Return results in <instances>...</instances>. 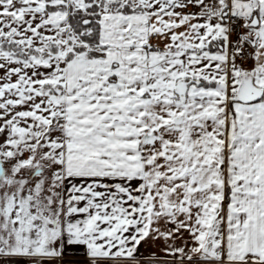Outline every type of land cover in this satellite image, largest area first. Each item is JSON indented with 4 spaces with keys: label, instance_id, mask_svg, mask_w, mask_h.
<instances>
[{
    "label": "snow or ice",
    "instance_id": "6c2138e0",
    "mask_svg": "<svg viewBox=\"0 0 264 264\" xmlns=\"http://www.w3.org/2000/svg\"><path fill=\"white\" fill-rule=\"evenodd\" d=\"M0 264H264V0H0Z\"/></svg>",
    "mask_w": 264,
    "mask_h": 264
},
{
    "label": "crops",
    "instance_id": "0c3cea01",
    "mask_svg": "<svg viewBox=\"0 0 264 264\" xmlns=\"http://www.w3.org/2000/svg\"><path fill=\"white\" fill-rule=\"evenodd\" d=\"M140 251H141V253L143 254V257H144L145 259H150V255H149V253H150L151 251H156V249H155V248H152V247H150V246H144V247L141 248ZM67 259H73V257L68 256Z\"/></svg>",
    "mask_w": 264,
    "mask_h": 264
}]
</instances>
